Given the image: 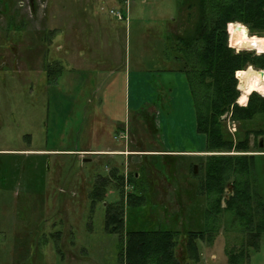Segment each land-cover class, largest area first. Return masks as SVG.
Returning <instances> with one entry per match:
<instances>
[{
  "label": "rangeland",
  "instance_id": "rangeland-1",
  "mask_svg": "<svg viewBox=\"0 0 264 264\" xmlns=\"http://www.w3.org/2000/svg\"><path fill=\"white\" fill-rule=\"evenodd\" d=\"M182 1L102 0L92 6L110 30V57H98L101 51L96 49L95 55L86 48L88 43H81L84 48L76 55L83 65L77 64L71 60V45L56 52L57 44L48 43L46 58H39L33 71L25 68L23 54L18 63L13 59L10 65H0V264H118L121 239L106 231L105 216L106 205L121 200L126 229H174L184 242L187 230L206 227L207 197L193 184L203 176L211 154L205 146L204 153L176 160L163 154L79 151L111 143L125 150L191 149L196 148L191 142L200 137L205 143V135L194 129L186 72L176 63L172 43L173 33L181 31L184 22ZM16 2L12 10L17 16L24 14L22 7L33 3L34 9L37 4ZM237 25L241 31H236ZM249 36L264 38L250 35L247 26L235 22L229 45L263 53L251 45ZM3 38L0 32V45ZM55 65V74L49 75L45 68ZM249 68L237 77L239 85ZM256 76L264 82V75ZM141 109L154 115L156 137L142 117L135 114L131 119ZM227 123L234 133L236 122L227 118ZM120 143L122 148L117 147ZM255 160L262 173L258 186L264 192V157ZM193 164L196 177L191 175ZM114 169L124 177L122 193L112 182L104 199L93 204L89 193L96 179L109 177ZM135 172L140 175L137 189L131 180ZM231 191L232 186L227 189ZM129 193L142 198L132 195L130 200ZM178 196L186 210L180 209ZM237 225L223 213L212 238L199 240L197 264H229L226 248L243 243L242 222ZM248 264H264V234Z\"/></svg>",
  "mask_w": 264,
  "mask_h": 264
},
{
  "label": "trees",
  "instance_id": "trees-1",
  "mask_svg": "<svg viewBox=\"0 0 264 264\" xmlns=\"http://www.w3.org/2000/svg\"><path fill=\"white\" fill-rule=\"evenodd\" d=\"M181 7L184 22L181 31L173 33L172 43L177 53L176 63L186 72L196 130L205 135V151L211 153L207 155L203 176L193 182L198 185L199 195L203 193L207 197L204 212L208 223L202 230H187L184 242L174 229H126L121 200L106 205L105 229L120 236L118 264H197L201 257L199 240L212 238L224 213L230 216L233 226L241 221L244 232L240 247L226 248L228 263L248 264L251 252L260 249L264 234V192L257 179L262 173L257 169L254 154L264 152V146H260L261 139L264 145V95L253 91L247 104H240L236 72L241 79L246 71L243 69L250 66L264 69V52L258 54L252 49L231 47L229 33L234 23L239 22L248 27L250 35L263 36L264 0H183ZM241 30L237 25L236 31ZM56 66L48 67L49 75L55 74ZM133 115L149 123L154 137L159 134L155 117L147 109L134 111L131 119ZM258 116L262 120L254 127ZM227 118L237 124L234 133L229 129ZM164 155L177 158L169 153ZM191 168V175L196 177L194 164ZM137 172L131 174L136 189L140 176H136ZM123 178L117 169L109 177H98L89 193L93 204L104 199L112 182L120 189ZM230 186L232 191L228 193ZM120 190L122 193L123 189ZM132 195L142 198L129 193L130 200ZM177 201L180 209L186 210L179 196Z\"/></svg>",
  "mask_w": 264,
  "mask_h": 264
},
{
  "label": "crops",
  "instance_id": "crops-1",
  "mask_svg": "<svg viewBox=\"0 0 264 264\" xmlns=\"http://www.w3.org/2000/svg\"><path fill=\"white\" fill-rule=\"evenodd\" d=\"M16 1H12L13 4H15L13 5L11 0H0V32L4 37L2 42L3 44L0 45L1 66L10 65V60L13 59L16 61V63H18V58L23 54L26 58L25 68L28 71H33V69H35L34 66H36L38 63L37 60H39V58L42 59L43 57L46 58L48 53L46 51V46H48V43L57 44L56 52L61 51L62 49H64V47L68 48L71 45L74 52L71 55V60L77 64L83 65L82 57H78L76 55L78 53L77 49H79V47L84 48V46H80L81 43H88V46L86 48L93 49L95 55H98V53H96L95 51L96 49L97 51H101L100 56L98 57H110L111 51L110 46L108 45V43H112V38H110V30L108 29V26L104 21L105 19L100 14H97L94 8H92V6L102 0H35L37 1V4L34 5V9L32 7L33 3L32 6H30L29 4V7H26L27 5L25 7H22L24 11V14L22 16L20 14H18L17 16V14H15V11L12 10V5L16 8ZM8 2L10 3L9 5H11V8L8 7ZM49 6H51L52 8L50 9ZM48 12H50L49 16ZM49 21L51 27L49 26ZM35 43H40L37 45V47L35 46V49L38 50L35 51L36 54H34L33 52ZM65 43L70 44L66 46ZM21 48H23L24 50L23 53L20 50ZM92 57L94 58V56ZM86 64L91 65V62L86 61ZM14 67L15 66H13L12 68ZM47 69L48 68H45V71H47ZM188 89L189 85L187 86V90ZM194 129L196 132V118ZM195 135H197V133H194V136ZM197 140L199 142H191L196 144V148L191 149L178 148L166 150H147L145 148L135 150L128 148L125 150L124 148L120 147L123 145V142L118 144L117 146L122 149L115 148L117 144L111 143L106 145L104 148L89 147L83 148L79 151L81 152L90 150L96 152L94 154L109 155H117L118 153L126 154L125 152H129L130 154L145 155H164L166 153H169L171 155L179 157L184 155L204 153V146L206 144V141L204 143V139H201V137ZM125 147L127 148V146ZM103 151H105V153H103ZM254 154L256 155V157H264V152H255ZM177 158H175V160ZM136 176H139V174H136Z\"/></svg>",
  "mask_w": 264,
  "mask_h": 264
},
{
  "label": "bare ground",
  "instance_id": "bare-ground-1",
  "mask_svg": "<svg viewBox=\"0 0 264 264\" xmlns=\"http://www.w3.org/2000/svg\"><path fill=\"white\" fill-rule=\"evenodd\" d=\"M251 45L255 44L258 49H264V38L257 36H249ZM257 71L249 68L245 77L241 80L242 83V96L239 102L242 104L247 103L249 95L253 91H259L264 94V82L256 76Z\"/></svg>",
  "mask_w": 264,
  "mask_h": 264
},
{
  "label": "water",
  "instance_id": "water-1",
  "mask_svg": "<svg viewBox=\"0 0 264 264\" xmlns=\"http://www.w3.org/2000/svg\"><path fill=\"white\" fill-rule=\"evenodd\" d=\"M248 32H249V30H248ZM250 68H253L254 69V67L253 66H250ZM243 70H246V69H243ZM258 73H261L262 75H264V69H259V70H256ZM237 77L240 79V76L237 74ZM238 89L240 90V91H242V83H240V85H238ZM260 146L262 147L263 146V143H262V139H261V141H260ZM194 170H195V172H196V165H194Z\"/></svg>",
  "mask_w": 264,
  "mask_h": 264
},
{
  "label": "built area",
  "instance_id": "built-area-1",
  "mask_svg": "<svg viewBox=\"0 0 264 264\" xmlns=\"http://www.w3.org/2000/svg\"><path fill=\"white\" fill-rule=\"evenodd\" d=\"M111 12H114V11H113V10H111ZM119 17H120V18H122V16H121V15H119ZM259 53H261V52H259Z\"/></svg>",
  "mask_w": 264,
  "mask_h": 264
}]
</instances>
